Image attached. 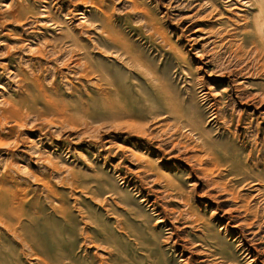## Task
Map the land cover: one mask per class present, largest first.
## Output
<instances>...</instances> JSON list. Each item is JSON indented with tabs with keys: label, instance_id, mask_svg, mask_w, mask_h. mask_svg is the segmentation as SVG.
I'll use <instances>...</instances> for the list:
<instances>
[{
	"label": "rangeland",
	"instance_id": "rangeland-1",
	"mask_svg": "<svg viewBox=\"0 0 264 264\" xmlns=\"http://www.w3.org/2000/svg\"><path fill=\"white\" fill-rule=\"evenodd\" d=\"M254 1L0 0V264H264Z\"/></svg>",
	"mask_w": 264,
	"mask_h": 264
},
{
	"label": "bare ground",
	"instance_id": "bare-ground-1",
	"mask_svg": "<svg viewBox=\"0 0 264 264\" xmlns=\"http://www.w3.org/2000/svg\"><path fill=\"white\" fill-rule=\"evenodd\" d=\"M255 2V4H256V6H257V8H258V11H260V9H259V6H258V4H257V2H256V0L254 1ZM260 16H261V14H259ZM45 18V17H44ZM41 19V18H40ZM51 21V20H50ZM48 22V21H47ZM37 23V22H36ZM195 32H197V31H195ZM222 36V35H221ZM107 38H109V39H111V37H109V36H106ZM220 39H222V37H220ZM23 42V41H22ZM18 49V48H17ZM13 51H15V49H13ZM9 55V54H8ZM90 68V67H89ZM18 73H21V74H23L22 73V71L21 70H18ZM94 73L90 70V69H88V67L86 66L85 68H84V71L82 72V77L83 78H88V77H90V75H93ZM18 75V74H17ZM24 75V74H23ZM100 79V78H99ZM110 85V88H113L114 87V84H112V83H110L109 84ZM108 89V88H107ZM116 89V91H120L121 90V88H115ZM262 102H264V98L262 99Z\"/></svg>",
	"mask_w": 264,
	"mask_h": 264
}]
</instances>
